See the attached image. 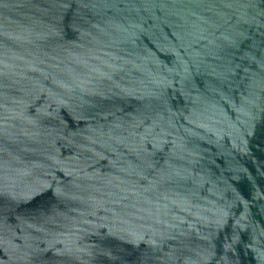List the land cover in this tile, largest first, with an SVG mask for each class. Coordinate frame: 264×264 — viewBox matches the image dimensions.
I'll return each mask as SVG.
<instances>
[{
	"label": "water",
	"instance_id": "obj_1",
	"mask_svg": "<svg viewBox=\"0 0 264 264\" xmlns=\"http://www.w3.org/2000/svg\"><path fill=\"white\" fill-rule=\"evenodd\" d=\"M0 264H264V0H0Z\"/></svg>",
	"mask_w": 264,
	"mask_h": 264
}]
</instances>
